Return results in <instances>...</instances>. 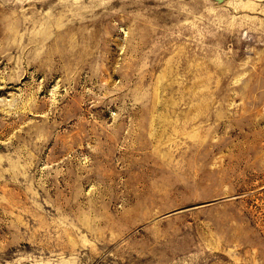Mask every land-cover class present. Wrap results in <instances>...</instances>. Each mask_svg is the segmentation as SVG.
Instances as JSON below:
<instances>
[{"label":"rangeland","instance_id":"rangeland-1","mask_svg":"<svg viewBox=\"0 0 264 264\" xmlns=\"http://www.w3.org/2000/svg\"><path fill=\"white\" fill-rule=\"evenodd\" d=\"M0 264H264V0H0Z\"/></svg>","mask_w":264,"mask_h":264},{"label":"water","instance_id":"water-1","mask_svg":"<svg viewBox=\"0 0 264 264\" xmlns=\"http://www.w3.org/2000/svg\"><path fill=\"white\" fill-rule=\"evenodd\" d=\"M219 2L221 3V2H222V0H219Z\"/></svg>","mask_w":264,"mask_h":264}]
</instances>
